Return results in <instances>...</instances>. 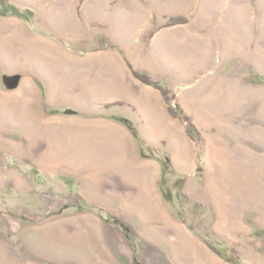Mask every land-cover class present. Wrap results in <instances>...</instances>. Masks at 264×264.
Returning a JSON list of instances; mask_svg holds the SVG:
<instances>
[{
  "label": "rangeland",
  "instance_id": "374dc122",
  "mask_svg": "<svg viewBox=\"0 0 264 264\" xmlns=\"http://www.w3.org/2000/svg\"><path fill=\"white\" fill-rule=\"evenodd\" d=\"M2 1L0 15L32 18L30 4ZM187 2L200 48L175 93L198 133L175 117L186 140L145 146L162 171L155 201L142 166L22 135L13 107L11 145L0 146V264H264V0ZM115 173L119 197L130 194L109 208Z\"/></svg>",
  "mask_w": 264,
  "mask_h": 264
},
{
  "label": "crops",
  "instance_id": "0c3cea01",
  "mask_svg": "<svg viewBox=\"0 0 264 264\" xmlns=\"http://www.w3.org/2000/svg\"><path fill=\"white\" fill-rule=\"evenodd\" d=\"M57 1L21 0L33 8L30 20L0 15V146L11 145L13 107L19 105L22 135L35 131L36 139H51L52 145L107 147L109 160L112 155L142 166L137 178L143 180V196L155 201L162 171H156L154 158L142 157L139 140L159 149L186 140L187 133L161 91L133 71L159 82L180 104L175 91L187 86L189 50L200 46L188 2ZM172 17L184 21L168 24ZM118 178H105L108 193H115L109 208L130 194L119 197Z\"/></svg>",
  "mask_w": 264,
  "mask_h": 264
},
{
  "label": "trees",
  "instance_id": "16d2710c",
  "mask_svg": "<svg viewBox=\"0 0 264 264\" xmlns=\"http://www.w3.org/2000/svg\"><path fill=\"white\" fill-rule=\"evenodd\" d=\"M181 21H184V19L181 18V17H172L171 19H169L168 24H174L176 22H181ZM133 74L135 75V77H137L142 82L147 83V84H151V85L155 86L156 88H158L161 91V93L163 94V96L165 98V101L168 104V110H169L170 114L173 115L174 117L180 118L181 120L186 122L188 133L191 136H194L193 134L198 133V130H197L196 126L191 122L190 117L187 114L184 113L182 108H180L177 103H175L174 105H171L170 102L173 99V96L169 95V91L166 88H164L159 82L154 81L149 75H147L145 73H139L137 71H133ZM127 124L129 126V128L132 130L133 134L136 135L137 133H136L135 129L131 126V124L128 123V122H127ZM139 141L141 143V154H142V156L150 157L145 152V149H146L145 145H143L141 140H139ZM111 220L114 223H117V224L119 223V226L122 228L124 233L127 235L128 238H130L129 229H128L127 226L121 224L117 219H112L111 218ZM225 259L230 261V262H232L233 264H237L229 256H226Z\"/></svg>",
  "mask_w": 264,
  "mask_h": 264
},
{
  "label": "water",
  "instance_id": "95a60500",
  "mask_svg": "<svg viewBox=\"0 0 264 264\" xmlns=\"http://www.w3.org/2000/svg\"><path fill=\"white\" fill-rule=\"evenodd\" d=\"M15 84V83H14Z\"/></svg>",
  "mask_w": 264,
  "mask_h": 264
}]
</instances>
